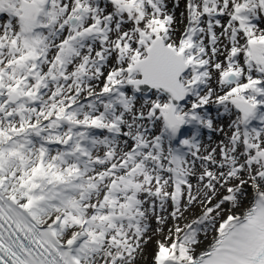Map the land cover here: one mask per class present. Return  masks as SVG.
<instances>
[{
  "label": "snow or ice",
  "instance_id": "obj_1",
  "mask_svg": "<svg viewBox=\"0 0 264 264\" xmlns=\"http://www.w3.org/2000/svg\"><path fill=\"white\" fill-rule=\"evenodd\" d=\"M0 264H264V0H0Z\"/></svg>",
  "mask_w": 264,
  "mask_h": 264
}]
</instances>
